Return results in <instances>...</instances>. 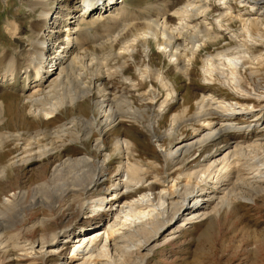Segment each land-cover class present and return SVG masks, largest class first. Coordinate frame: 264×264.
I'll use <instances>...</instances> for the list:
<instances>
[{"label": "bare ground", "instance_id": "obj_1", "mask_svg": "<svg viewBox=\"0 0 264 264\" xmlns=\"http://www.w3.org/2000/svg\"><path fill=\"white\" fill-rule=\"evenodd\" d=\"M25 3L37 16L30 36L22 38L12 21L8 31L19 47L0 51V92H17L11 104L17 130L0 132V264H126L134 255L148 264L158 241L184 225L231 208L241 192L253 202L264 195V0H156L139 9L155 10V18L135 31L129 27L137 23L129 22L136 11L123 0ZM108 18L112 27L105 24L107 38L98 42L92 26ZM223 34L232 47L201 58L221 45ZM154 48L187 81L201 58V79L238 98L203 92L162 131L180 90L165 67L152 63ZM6 111L0 98L1 125ZM63 111L76 112L69 126L28 130ZM121 123L149 136L153 160L142 162L136 143L113 134ZM259 129L263 135L255 139ZM244 133L250 140L239 141ZM73 143L78 154H67ZM37 161L47 182L29 192L26 170ZM71 238L69 258L63 251Z\"/></svg>", "mask_w": 264, "mask_h": 264}, {"label": "rangeland", "instance_id": "obj_2", "mask_svg": "<svg viewBox=\"0 0 264 264\" xmlns=\"http://www.w3.org/2000/svg\"><path fill=\"white\" fill-rule=\"evenodd\" d=\"M25 1L26 0H0V51L12 48L17 49L19 47L15 39L12 38L8 31L12 21L18 24L19 33L21 34L22 38L30 36L29 31L31 23L33 20H35V18L37 19V16L35 14L29 13ZM155 2L156 0H123V4L128 9L132 8V10L135 9L136 11L133 13V17L131 16L132 22H129V24L132 26L137 23L136 27L138 28L135 26L129 27L131 30L133 29L132 31H135L136 29H144L146 27L145 22H148L147 19L149 17H151V19L155 18V14H157L154 12L155 10H152V13L139 10L145 8L149 4H154ZM177 4L180 5L179 2H177ZM137 9L139 12H137ZM238 9L241 10L242 8ZM262 11L264 12V9H262ZM105 15L107 14H104V16ZM215 15L216 14H212L211 19L216 17ZM109 19L110 18L107 20L105 19L102 22L97 23L95 26H92L90 36L93 39L95 38L96 41L100 42L103 38L104 40L107 38L108 30L112 27L110 22L111 20ZM143 23L144 25H142ZM105 24L107 25V28L110 25V28L107 29ZM223 35L224 36H222L220 39L221 45L213 48L210 47L209 50L203 51L200 54L201 58H205L209 54L215 55L221 50H226L227 48L232 47L233 41L227 34ZM24 54L25 52L23 55ZM96 54L100 55L101 51L97 50ZM27 56L28 55H24L23 57V65L28 63L27 61L30 57L28 56L27 59ZM201 58H197L196 64L192 68L193 74L191 76V80L187 81L186 78L177 73L173 65H169L167 60L163 58L160 53H158L156 48L153 49L151 53V59L153 60L152 63H154V65L157 67H165L169 74V78L176 82L175 85L177 89L180 90L179 102L174 104V107L161 121L160 129L162 131L166 130V128L169 126L170 118L173 113L179 111L182 106L187 104V102L191 103L190 106H192L195 103V99L198 97L200 98L203 92H210L217 98L229 101L236 97L230 90L218 84H209L201 79ZM130 66H132V68H129L128 73L133 74V64ZM115 81V87L118 88V91H120L121 87L118 82L119 80L116 79ZM248 81L249 80L246 82ZM250 83L251 85L253 84L251 81ZM16 97L17 92L15 91L5 90L0 92V98H2V100L5 102L7 109L6 114L4 115V119L7 120H4L2 125L0 124V132H15L17 130L15 126L16 121L14 120L16 113L11 107L12 101L14 102ZM86 110L87 109L85 108L83 109V111L88 114V110ZM62 113L56 114V116L50 119V121L45 120V123H39L41 126L35 123V125L33 124L31 126V129H28L26 126H22L18 129L22 132L25 130L26 133H24V137L26 136L27 138L30 137V135L27 134L28 130L34 133L37 131V129L40 130L41 128L42 130H53L54 128H57L63 124H68L69 126V123L73 119L74 115H76V112L71 111L69 113H64L63 111ZM243 120H241L242 123L246 122V120L248 121L246 123H249L248 118ZM250 121H252V119H250ZM256 131L258 136L255 135L257 136L255 139H261V136L263 135L262 130L259 129ZM117 133H122L130 138L134 143H136V147L138 145L137 150L142 162L153 160L155 157L154 148L151 145L149 136L140 127L128 123H121L119 124L116 131L113 132V134ZM26 138H24V140H28V138ZM242 139L250 140V137L244 133L240 135V138H238L239 141H243ZM111 140L112 138H110V142ZM78 148L79 147L73 143L67 147L65 152L70 155H75L78 154ZM3 160L4 159L0 157V162ZM41 162L42 161L34 162L33 165L28 168L29 171L28 169L26 170V176L28 177V180L26 182L25 189L29 192L30 190L35 189V186H37L36 188H41L47 182L45 181L46 176L43 174L44 164ZM143 165L145 164L143 163ZM116 166V164H113L108 173H112ZM1 186H4V184H1ZM249 196L250 194L248 192H241L239 196L240 198H238V201L231 208L225 207V209L221 210L219 214H214L211 217L205 218L206 220L204 219L202 221H194L193 223L184 225L172 238L168 239L167 241H158L153 255L150 256L148 264H264V195L256 194V196L252 198L254 199V202L248 201L246 199ZM201 204V201L197 202V205ZM77 207L78 204L74 203L72 212L74 215L77 214ZM43 212L44 211L35 213L33 216H31L30 221L25 224L32 225V223L38 218V215H46V212ZM62 225L63 224L61 222H58L56 225H54V227L60 228ZM18 227L19 226L16 225V227L8 228L7 234H5L4 237H7L9 234L15 232ZM100 228L101 227H98V229ZM170 229L171 228L169 227L166 230L168 231ZM167 231L164 233L165 235L168 234ZM35 235H37V233H34L33 235V237H35L34 240L36 239ZM37 238H39V236H37ZM71 240V243H69L65 247V251H63V255H67L69 258L72 256L70 248L75 242V240L72 238ZM135 244H138V241H135ZM19 254L23 253L20 252ZM113 255L115 256L116 261L119 260L122 255L121 250L114 252ZM138 262V256L134 255L127 258L126 264H138Z\"/></svg>", "mask_w": 264, "mask_h": 264}]
</instances>
